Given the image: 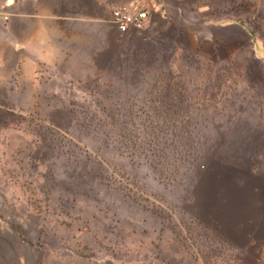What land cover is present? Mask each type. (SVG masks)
<instances>
[{"label":"rangeland","instance_id":"rangeland-1","mask_svg":"<svg viewBox=\"0 0 264 264\" xmlns=\"http://www.w3.org/2000/svg\"><path fill=\"white\" fill-rule=\"evenodd\" d=\"M111 1L61 65L0 33V264H264V0Z\"/></svg>","mask_w":264,"mask_h":264},{"label":"crops","instance_id":"crops-1","mask_svg":"<svg viewBox=\"0 0 264 264\" xmlns=\"http://www.w3.org/2000/svg\"><path fill=\"white\" fill-rule=\"evenodd\" d=\"M113 4L111 0H31L32 11L24 13L21 3L8 0L0 5V33L18 59L16 64L61 65V60L68 56V43L76 41L77 26L93 22L110 24ZM23 18L34 22L29 40H23L14 27V22Z\"/></svg>","mask_w":264,"mask_h":264},{"label":"built area","instance_id":"built-area-1","mask_svg":"<svg viewBox=\"0 0 264 264\" xmlns=\"http://www.w3.org/2000/svg\"><path fill=\"white\" fill-rule=\"evenodd\" d=\"M150 19V15L143 8L135 5H121L113 8L110 25L121 36L133 31H143Z\"/></svg>","mask_w":264,"mask_h":264}]
</instances>
